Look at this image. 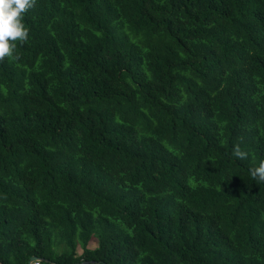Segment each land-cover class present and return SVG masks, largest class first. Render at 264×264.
Instances as JSON below:
<instances>
[{"label": "trees", "instance_id": "obj_1", "mask_svg": "<svg viewBox=\"0 0 264 264\" xmlns=\"http://www.w3.org/2000/svg\"><path fill=\"white\" fill-rule=\"evenodd\" d=\"M24 23L1 261L264 264V0H37Z\"/></svg>", "mask_w": 264, "mask_h": 264}, {"label": "clouds", "instance_id": "obj_2", "mask_svg": "<svg viewBox=\"0 0 264 264\" xmlns=\"http://www.w3.org/2000/svg\"><path fill=\"white\" fill-rule=\"evenodd\" d=\"M36 3L37 0H0V63L6 59L10 62L20 59L17 47L28 43L30 36L24 14L33 9ZM233 155L241 160L248 157L239 144L234 147ZM250 175L258 183H264V161L250 169Z\"/></svg>", "mask_w": 264, "mask_h": 264}, {"label": "water", "instance_id": "obj_3", "mask_svg": "<svg viewBox=\"0 0 264 264\" xmlns=\"http://www.w3.org/2000/svg\"><path fill=\"white\" fill-rule=\"evenodd\" d=\"M35 260H43L42 258H39L38 256H31L28 264H31V262L35 261ZM0 264H5L3 261H1L0 259Z\"/></svg>", "mask_w": 264, "mask_h": 264}, {"label": "built area", "instance_id": "obj_4", "mask_svg": "<svg viewBox=\"0 0 264 264\" xmlns=\"http://www.w3.org/2000/svg\"><path fill=\"white\" fill-rule=\"evenodd\" d=\"M33 264H38V261H34V263Z\"/></svg>", "mask_w": 264, "mask_h": 264}, {"label": "rangeland", "instance_id": "obj_5", "mask_svg": "<svg viewBox=\"0 0 264 264\" xmlns=\"http://www.w3.org/2000/svg\"><path fill=\"white\" fill-rule=\"evenodd\" d=\"M79 251H81V250H79Z\"/></svg>", "mask_w": 264, "mask_h": 264}]
</instances>
